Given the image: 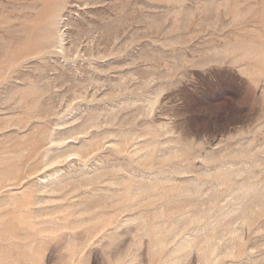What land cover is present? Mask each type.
Instances as JSON below:
<instances>
[{"label":"rangeland","instance_id":"rangeland-1","mask_svg":"<svg viewBox=\"0 0 264 264\" xmlns=\"http://www.w3.org/2000/svg\"><path fill=\"white\" fill-rule=\"evenodd\" d=\"M0 264H264V0H0Z\"/></svg>","mask_w":264,"mask_h":264},{"label":"bare ground","instance_id":"bare-ground-1","mask_svg":"<svg viewBox=\"0 0 264 264\" xmlns=\"http://www.w3.org/2000/svg\"><path fill=\"white\" fill-rule=\"evenodd\" d=\"M62 12V11H61ZM60 12V13H61ZM58 14V13H57ZM57 14H54L52 17H51V19L53 20V23L57 26L58 25V21H57ZM59 16H60V14H59ZM58 18H60V17H58ZM46 27V26H45ZM46 30H48V29H46ZM51 30V29H50ZM44 32V31H43ZM46 32V31H45ZM43 34V33H42ZM49 34V33H48ZM60 35V34H59ZM48 36V35H47ZM41 37V36H40ZM61 39V38H60ZM53 42V41H52ZM41 46V45H40ZM52 47V46H51ZM45 48V47H44ZM43 48V49H44ZM38 51V50H37ZM46 52V51H45ZM49 52V51H48ZM51 53V52H50ZM31 149V148H30ZM50 156V155H49ZM53 181V180H52ZM46 182V181H45ZM46 184H48V183H46ZM46 188V187H45ZM40 191V190H39Z\"/></svg>","mask_w":264,"mask_h":264}]
</instances>
